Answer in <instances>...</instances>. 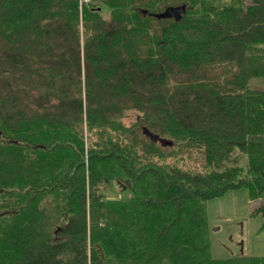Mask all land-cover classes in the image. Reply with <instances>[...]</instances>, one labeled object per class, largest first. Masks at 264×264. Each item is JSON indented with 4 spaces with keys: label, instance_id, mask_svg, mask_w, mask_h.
<instances>
[{
    "label": "trees",
    "instance_id": "obj_1",
    "mask_svg": "<svg viewBox=\"0 0 264 264\" xmlns=\"http://www.w3.org/2000/svg\"><path fill=\"white\" fill-rule=\"evenodd\" d=\"M256 78L264 0H0V264H264L206 218L244 189L264 219Z\"/></svg>",
    "mask_w": 264,
    "mask_h": 264
},
{
    "label": "rangeland",
    "instance_id": "obj_2",
    "mask_svg": "<svg viewBox=\"0 0 264 264\" xmlns=\"http://www.w3.org/2000/svg\"><path fill=\"white\" fill-rule=\"evenodd\" d=\"M84 3L87 0H81ZM104 19L109 18L107 11H101ZM247 88L264 92V78L252 79ZM134 116L124 119L129 123ZM201 156L197 150L186 152L182 164L187 169H201ZM106 198L129 196V189L120 188L114 183L102 192ZM257 202L248 200L244 189L227 191L223 196L206 203V218L209 227L210 254L214 258L232 256H264V219L260 215L252 216Z\"/></svg>",
    "mask_w": 264,
    "mask_h": 264
},
{
    "label": "water",
    "instance_id": "obj_3",
    "mask_svg": "<svg viewBox=\"0 0 264 264\" xmlns=\"http://www.w3.org/2000/svg\"><path fill=\"white\" fill-rule=\"evenodd\" d=\"M185 9V6L177 7V8H171L168 10V14L175 16L181 12H183Z\"/></svg>",
    "mask_w": 264,
    "mask_h": 264
}]
</instances>
